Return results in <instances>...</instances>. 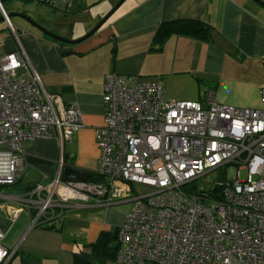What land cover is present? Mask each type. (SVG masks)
I'll use <instances>...</instances> for the list:
<instances>
[{
	"label": "built area",
	"instance_id": "obj_1",
	"mask_svg": "<svg viewBox=\"0 0 264 264\" xmlns=\"http://www.w3.org/2000/svg\"><path fill=\"white\" fill-rule=\"evenodd\" d=\"M47 3L65 10L69 0ZM0 13L11 27L1 4ZM14 34L17 48L0 56V153L7 159L0 185L9 186L18 181L23 141L56 136L62 145L83 125L77 103L43 87ZM259 94L254 108L222 103L212 88L185 100L166 96L157 80L110 72L95 132L100 180L64 179L60 159L52 178L20 195L1 194L14 203L0 209L10 224L27 209L32 227L74 206L130 203L118 227L120 263L264 264V85ZM225 165L235 168L213 190L184 188ZM135 184L150 190L132 195ZM11 254L0 243V264Z\"/></svg>",
	"mask_w": 264,
	"mask_h": 264
},
{
	"label": "crops",
	"instance_id": "obj_2",
	"mask_svg": "<svg viewBox=\"0 0 264 264\" xmlns=\"http://www.w3.org/2000/svg\"><path fill=\"white\" fill-rule=\"evenodd\" d=\"M117 1L69 0L65 10L51 7L47 0L3 2L5 12L13 16L11 27L0 21V56L17 48L15 32L43 87L59 94L66 105L77 103L83 125L62 145L56 136L23 141L17 172L20 188L0 185V203H14L11 196L42 177L55 176L60 159L61 172L64 164H70L95 175L100 154L95 132L104 122L103 85L110 72L157 80L168 97L198 100L212 88L222 103L261 105L264 7L255 0H124L94 34L77 43L57 41L15 14L73 40L88 32ZM181 18L208 23L210 38L172 33L161 44L154 41L161 22ZM0 159L4 170L6 155L0 153ZM6 187L10 191H4ZM119 204L70 207L32 227L27 209L12 224L7 211L0 209V230L5 234L0 243L12 252L10 259L18 256L23 264H72L73 252L83 243L121 224L129 205ZM71 222L76 224L70 226ZM65 228L78 236L66 234ZM104 264L123 263L110 259Z\"/></svg>",
	"mask_w": 264,
	"mask_h": 264
},
{
	"label": "trees",
	"instance_id": "obj_3",
	"mask_svg": "<svg viewBox=\"0 0 264 264\" xmlns=\"http://www.w3.org/2000/svg\"><path fill=\"white\" fill-rule=\"evenodd\" d=\"M211 30L212 27L208 23L198 19L181 18L166 20L161 22L156 29L154 41L161 44L172 33H182L196 38L209 39ZM91 179L100 180V177L95 174L92 175ZM44 224H46V221L37 226ZM118 227L112 230L101 231L93 242L83 244L77 248L73 252L72 264H104L107 260L115 259L119 246ZM5 264H12V258Z\"/></svg>",
	"mask_w": 264,
	"mask_h": 264
},
{
	"label": "rangeland",
	"instance_id": "obj_4",
	"mask_svg": "<svg viewBox=\"0 0 264 264\" xmlns=\"http://www.w3.org/2000/svg\"><path fill=\"white\" fill-rule=\"evenodd\" d=\"M0 162H2L1 159H0ZM231 168H235V166H233V165H225V166L216 168L214 170H211V171L207 172L204 176H202V177L198 178L197 180L185 185L184 188L186 190H188L189 192H191L192 194L198 193L202 189L213 190L214 186H215V181H217L219 179L222 180L223 179V174H225L226 178H228L229 169H231ZM246 177H247L246 170L241 169L239 171V178L240 179H245ZM14 186L16 188H20L19 187L20 185L18 183L15 184ZM8 187L12 188V186H8ZM132 187H133L132 195H134L135 192L137 194H144V193H146V192H148L150 190L147 186H144V185H141V184H135ZM3 190L4 191H10L9 188H7V187L4 188ZM124 205L125 206L126 205L130 206V203L119 204V205H116V206L117 207H124ZM71 223H70V226H72L73 224L74 225L76 224L75 222H71ZM64 231H65L66 234H70L71 233L72 235H70V236H74V237L78 236L76 231H71L70 230V232H69V228H65ZM71 239H72V242L75 244V241L73 240L72 237H71ZM18 240H19V238L14 241L13 248H14L15 244L18 242ZM12 264H23V263L20 261V258L18 256H16V257H13Z\"/></svg>",
	"mask_w": 264,
	"mask_h": 264
},
{
	"label": "water",
	"instance_id": "obj_5",
	"mask_svg": "<svg viewBox=\"0 0 264 264\" xmlns=\"http://www.w3.org/2000/svg\"><path fill=\"white\" fill-rule=\"evenodd\" d=\"M5 0H0V4L2 5V3ZM124 0H118L115 5L85 34H83L82 36L70 40L67 39L63 36L57 35L43 27H41L40 25L36 24L32 19H30L28 16L21 14V13H15L16 15L21 16L22 18L26 19L27 21H29L31 24L37 26L43 33H45L47 36L57 40V41H61V42H68V43H77V42H81L82 40L88 38L89 36H91L92 34H94V32L109 18V16L120 6V4L123 2ZM257 3H259L261 6L264 7V0H255ZM7 18L13 16V13H6ZM5 20L4 17L1 15L0 17V21ZM61 175L64 179L66 180H88L92 178V173L90 171H87L83 168L77 167L75 165H70V164H64L63 168H62V172ZM216 187H219V185L217 184Z\"/></svg>",
	"mask_w": 264,
	"mask_h": 264
}]
</instances>
